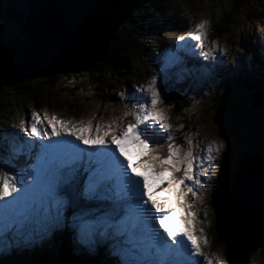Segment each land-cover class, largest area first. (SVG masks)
Segmentation results:
<instances>
[{"label":"rangeland","instance_id":"rangeland-1","mask_svg":"<svg viewBox=\"0 0 264 264\" xmlns=\"http://www.w3.org/2000/svg\"><path fill=\"white\" fill-rule=\"evenodd\" d=\"M145 4L144 0H138L135 12ZM162 4L164 2L158 3V6ZM236 4L237 0H170L167 6L178 13L179 19L175 26L167 28L162 34L145 30L151 20L148 18H138L137 23L130 21L121 27L132 24L138 32L139 36L134 37L128 50L131 53L137 55L144 44L162 48L160 54L152 56L150 62H143L142 65L146 64V67L141 68L138 76L142 89L147 87L153 75L156 76L161 100L157 110L166 117L169 125L168 132L161 131L156 124L140 126L143 136L147 137L149 148L160 150L153 142L159 143L157 141L161 139L168 144L167 136L172 135L171 143L179 145L181 149L191 148L197 158L194 160L197 165L194 171L207 169L206 175L199 177V187L192 181L185 182L193 191L185 194L182 206L185 213H194L192 234L198 238L201 251L205 254L195 258L197 264H208V261L212 264H264V230L244 251L239 248L238 236L232 229L223 241L216 240L228 231L222 208L232 198V177L240 156L247 148L253 154H264V109H255L251 99L253 92L264 87V0H243L240 9L233 15L232 36L225 35L215 40L212 37L215 25L212 23L223 16L220 7L228 11ZM28 5L29 0H0V47L13 39L26 38L21 24L15 20L10 21L7 12L16 8L27 15ZM201 21L206 22L203 45L187 35L189 29ZM139 24L143 26L140 28ZM177 36H185V39L176 41ZM256 45L261 49L258 52L260 63H252L250 60L252 47ZM187 59L193 60L199 68L186 70ZM99 69L97 64L91 70L75 74L76 78L73 79L68 78V75H61L63 78L56 83L53 78L21 82L26 87L29 85L37 90L38 97L35 96V99L33 94L27 95L23 89L17 91L18 95L5 90L0 98V105L5 107L0 114L6 113L11 119H5L4 126L1 127L9 126L11 131L6 139L0 137V173L18 175L21 169L31 166V159L36 160L38 149H33V146L30 148V137L20 131L21 126L28 129L35 122L33 113L40 117L38 128L49 133L51 129L47 124L53 118L61 122L58 127L79 126L81 121H91L92 135H96L97 124L104 131V126L109 124L127 126L134 123L133 117L125 113L138 110L139 103L148 99V93L142 91L139 94L132 84L127 85L123 81L112 82L99 74ZM172 70L181 72L176 77L178 81L193 79L186 87H189L186 95L190 107L182 114H176L174 107L165 103L166 91L162 84H172V80H175ZM248 85L251 87L248 88ZM116 130L118 131V127ZM110 136L111 133L104 137L105 140H109ZM82 145L76 141V147ZM210 145L219 147V151L209 152ZM131 147L129 151H139L135 146ZM156 151L153 155L167 154V150H162L161 154ZM166 187V184L159 185L154 198L160 202L167 200L168 193L162 190ZM148 207L150 208V204ZM154 211L152 210L153 213ZM174 218V226L185 219L182 216ZM71 221L72 217L68 215L64 228L44 235L43 222L36 216L25 218L18 215L13 226L9 217L0 214V234L17 241L12 247L8 246V239L0 241V264H53L60 251L63 236L72 241L74 247L90 251L79 244ZM201 231L207 238V245L199 239ZM101 240L106 241L102 244L105 246L98 251L92 264H122L121 257L116 256L111 249L113 241ZM39 254L42 255V261ZM71 254L78 258L80 253L75 250Z\"/></svg>","mask_w":264,"mask_h":264},{"label":"snow or ice","instance_id":"snow-or-ice-1","mask_svg":"<svg viewBox=\"0 0 264 264\" xmlns=\"http://www.w3.org/2000/svg\"><path fill=\"white\" fill-rule=\"evenodd\" d=\"M205 28L206 22L201 21L187 35L203 45ZM184 39L185 36L176 37V41ZM142 91L148 93V99L139 103L138 110L125 113L133 117L134 123L109 124L104 131L97 124L96 135L90 133L91 121L58 127L61 122L55 118L47 124L51 133L41 131L40 117L33 113L35 122L28 129L21 126L20 131L30 137L29 147L34 144L38 149L36 163L21 169L18 175L0 173V214L9 217L13 226L18 215L36 216L43 222L44 235L64 228L70 215L80 245L92 250L99 239L113 241L111 249L121 257L122 264H197L195 258L205 254L192 234L194 213H185L182 206L185 194L193 191L185 182L192 181L199 187V177L205 176L207 169L194 171L197 158L191 148L181 149L171 143L172 135L167 136V154L153 155L156 150L149 148L140 126L156 124L161 131L168 132L169 125L157 110L161 100L155 75ZM109 133L110 139L105 140ZM62 135L74 137L86 148L80 149L62 138L53 140ZM131 146L139 151H129ZM213 150L218 152L219 147L210 145L208 151ZM161 184L167 185L162 189L168 193L164 202L154 198ZM178 216L185 219L177 227L166 225V221ZM154 224L163 232L155 229ZM4 239H8L9 247L17 243L0 234V241ZM199 239L207 245L203 231Z\"/></svg>","mask_w":264,"mask_h":264},{"label":"water","instance_id":"water-1","mask_svg":"<svg viewBox=\"0 0 264 264\" xmlns=\"http://www.w3.org/2000/svg\"><path fill=\"white\" fill-rule=\"evenodd\" d=\"M138 0H29V13L7 12L23 40L0 47V81L8 86L37 78L75 75L102 62L114 34L133 20ZM223 217L239 248L264 230V154L247 148L232 177Z\"/></svg>","mask_w":264,"mask_h":264},{"label":"trees","instance_id":"trees-1","mask_svg":"<svg viewBox=\"0 0 264 264\" xmlns=\"http://www.w3.org/2000/svg\"><path fill=\"white\" fill-rule=\"evenodd\" d=\"M146 2L145 6L139 9V11L134 12L133 15V22H136L138 18H148L151 19L148 24L147 28L145 29L147 32H156L158 34H162L167 28L175 26L178 23V13L167 6V3L170 0H144ZM164 2V4L159 5L158 3ZM243 4V0H237V4L231 10H225L222 6L220 10L223 16L215 19V24L212 28V37L213 39H217L219 37H223L228 35L229 37L232 36V29L231 23L233 21V15L240 9L241 5ZM220 5V4H219ZM164 7V10H162ZM224 22V23H223ZM137 23V22H136ZM140 25V28L141 24ZM135 25H130L129 27H123L119 29L118 33L114 34L108 52L106 53L102 62L98 65L100 66L99 74H101L104 78L112 82H125L127 85L132 84L131 86L134 88L135 92L141 94L142 88L140 85L139 74L141 68L146 67L142 65L143 62H150L152 56H157V54L161 52L162 48L158 45H148L144 44L141 51L137 55L135 53H131L129 48L132 46V41L138 35V32L133 28ZM139 28V29H140ZM165 34V33H164ZM135 37V38H134ZM253 52L251 55V62L252 63H260V57H258V52H261L260 47L253 46ZM264 53V52H263ZM153 64V61L151 62ZM95 68L92 67L91 69ZM186 70L189 68H199L198 64H196L193 60L187 59L185 63ZM185 68H181L185 70ZM90 69V70H91ZM123 70V71H122ZM181 70V71H182ZM147 72V71H146ZM173 75L172 84H165L163 83L162 86L165 88V103L168 106H173L174 110H176V114H182L184 111L190 107L188 97L186 92H188L189 83L193 80L190 78H186L183 81H178L176 77H178L181 72L177 70L171 71ZM63 78V76H55L53 77V82L56 83L59 79ZM68 78L73 79L76 78L74 75H68ZM180 80V79H179ZM23 87V88H22ZM251 85H248L250 88ZM10 90L12 95H18V90L23 89V92L28 94H33L34 99L37 96V90L34 87L27 85V87L23 83H14L11 85H7L5 82L0 81V98H2V94H4L5 90ZM31 92V93H29ZM32 96V95H31ZM252 99V106L255 109H264V87H260L257 91L251 94ZM0 112L4 110V105H0ZM11 119L6 113L0 114V137L1 139H6L8 135H10L11 128L9 126H5L4 128V121ZM13 121H15L13 119ZM9 134H8V133ZM158 139V138H156ZM159 143H154L156 148H160V150L156 151V153L162 152V150H167V144L164 140L158 139ZM227 206V203L223 204V208ZM222 208V210H223ZM227 232L221 234L219 238H217V242L223 241L228 234L231 232V229L228 225H226ZM62 244H60V251L56 260L53 264H92L97 256L98 251L101 250L105 245H102L103 241L99 239V244L95 246L93 250L86 251L80 247H74L72 241H68L66 237H62ZM78 251L80 254L78 258H74L71 253ZM35 254V253H34ZM36 255H38L36 253ZM40 255V254H39ZM37 258V257H36ZM42 255H40V260L42 261ZM37 260V259H36ZM45 261V260H44ZM47 264H52L47 263Z\"/></svg>","mask_w":264,"mask_h":264},{"label":"bare ground","instance_id":"bare-ground-1","mask_svg":"<svg viewBox=\"0 0 264 264\" xmlns=\"http://www.w3.org/2000/svg\"><path fill=\"white\" fill-rule=\"evenodd\" d=\"M223 23H224V22H223ZM65 137H68V136H63V135H62V137H56V138H65ZM70 139L73 140V143H74V144L76 143L74 137H70ZM34 148H35V145H33V149H34ZM78 148H80V147H78ZM84 148H86V147H81L80 149H84ZM131 148H132V147H131ZM31 153H32V149H31ZM134 159H135V158H134ZM31 161H32L31 165H33V164L36 163V160H32V159H31ZM200 166H201V165H200ZM201 169H202V168H201ZM158 189H159V186L156 188V190L158 191ZM155 193H156V191H155ZM155 193H154V197H155ZM141 203H142V202H141ZM93 209H94V207H93ZM174 219H175V218L172 217V218L169 220V222H168V221L166 222V225H167L168 227H172V228L177 227V226H174L173 223H172ZM154 228L157 229V230H159L161 233L163 232V230L159 228V225H158V224H154ZM165 237H166V235H165ZM165 237H164V238H165ZM166 240H167V237H166Z\"/></svg>","mask_w":264,"mask_h":264}]
</instances>
